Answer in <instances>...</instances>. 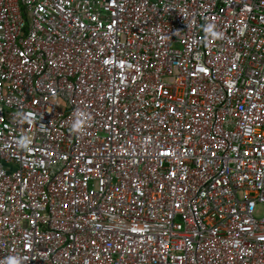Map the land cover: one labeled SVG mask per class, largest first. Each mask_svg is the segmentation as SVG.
<instances>
[{"label":"built area","instance_id":"2783aa9c","mask_svg":"<svg viewBox=\"0 0 264 264\" xmlns=\"http://www.w3.org/2000/svg\"><path fill=\"white\" fill-rule=\"evenodd\" d=\"M10 256L264 264V0H0Z\"/></svg>","mask_w":264,"mask_h":264},{"label":"clouds","instance_id":"9594fccd","mask_svg":"<svg viewBox=\"0 0 264 264\" xmlns=\"http://www.w3.org/2000/svg\"><path fill=\"white\" fill-rule=\"evenodd\" d=\"M203 32L206 34V36H211L212 38H218L222 34L218 31L215 30V26L212 24H206L203 26ZM20 119H31L32 114H24L20 113L19 114ZM87 123V114H83L80 111H76L73 116V121L71 124V130L73 132L79 133L83 130V125ZM27 143L26 138H22L19 141V144L21 146H24ZM6 264H23L22 260L18 256H10L6 260Z\"/></svg>","mask_w":264,"mask_h":264},{"label":"rangeland","instance_id":"374dc122","mask_svg":"<svg viewBox=\"0 0 264 264\" xmlns=\"http://www.w3.org/2000/svg\"><path fill=\"white\" fill-rule=\"evenodd\" d=\"M262 213H263V211H262Z\"/></svg>","mask_w":264,"mask_h":264}]
</instances>
